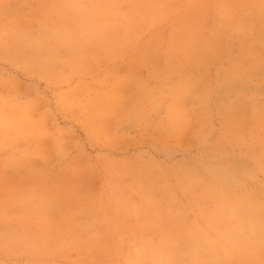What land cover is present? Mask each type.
<instances>
[{
	"label": "rangeland",
	"instance_id": "1",
	"mask_svg": "<svg viewBox=\"0 0 264 264\" xmlns=\"http://www.w3.org/2000/svg\"><path fill=\"white\" fill-rule=\"evenodd\" d=\"M173 4L0 0V121L26 110L33 128L0 149V264H126L134 252L141 262L163 241L185 252L191 227L212 233L204 219L211 199L184 186L188 173L203 168L217 173L220 188L226 181L219 172H229L234 192L264 204V0ZM145 5L155 8L141 10ZM231 7L243 24L235 31L221 23ZM45 19L61 31L47 48ZM188 34L190 42L175 38ZM24 149L31 152L26 163L18 156ZM11 150L19 164L6 159ZM132 172L163 192L159 215L124 220L114 211L117 193L133 185ZM62 188L111 222L94 224L82 212L75 225L51 226L65 236L99 231L97 245L63 238L44 250L42 241H4L53 233L49 217L28 209L27 200L34 202L37 190L59 196ZM127 192L142 210L155 208L148 191ZM174 211L183 220L165 229ZM250 253L231 264H251L244 259Z\"/></svg>",
	"mask_w": 264,
	"mask_h": 264
},
{
	"label": "bare ground",
	"instance_id": "2",
	"mask_svg": "<svg viewBox=\"0 0 264 264\" xmlns=\"http://www.w3.org/2000/svg\"><path fill=\"white\" fill-rule=\"evenodd\" d=\"M164 1L170 3L172 0ZM164 1L162 0V2ZM173 1V5L189 2V0ZM160 4L162 3L160 2ZM160 4L157 6H160ZM145 8L155 7L145 5V7H141V10ZM234 9L235 8L233 7L226 8L223 10V16L221 17L222 27H225L230 31L238 30L243 26ZM260 9L264 12V5L260 6ZM154 12L155 11H152L151 13ZM156 13L161 14L162 12ZM46 20L47 19L43 20L46 22L45 24H47ZM9 23L12 24V26L18 27V23L16 21H9ZM47 25H44L45 27H48V32L46 34V40L43 42V48L49 47L51 38L58 37L61 32L57 26H52V24ZM101 26L103 25L97 23L95 28H101ZM88 33H91L90 30ZM175 38L182 43L190 42L193 36L192 34H188V36L177 35ZM32 47L33 46H31V50ZM247 53L253 55V57H256L257 59H260V57L257 56L253 50H247ZM179 101V99H175L174 101V103L177 102V104L172 108V110L175 111L174 113L178 112L177 108L179 107L177 105L179 104ZM27 117L28 112L26 110H21L19 116L7 115L5 119L0 121V149L10 146L11 143L15 141L13 140L14 137L19 136L21 133H26V137L30 136L33 128ZM26 120L28 121L26 122ZM26 125L30 126L29 131L25 128ZM29 155H31V152L24 149L21 151V155L18 156L23 157L22 159H25L23 162L26 163L29 160ZM6 159L10 162L19 164V159L21 158H17L16 151L11 150V154L8 155ZM219 173L226 181L223 188H220L215 184L214 175H217V173L209 170L208 168H203L200 175L188 173L186 175L187 179H185V183H191L184 184L185 188L189 191L193 190L194 186H197L201 194L211 199V211L204 215V219L209 224L212 233H206L203 229L191 227L189 237L187 238L189 239L187 243V247H189V249L187 251L183 252L180 248L175 247L172 244L167 245V242L163 241V249L161 251L151 250L150 252H147L145 254V258L141 262L137 261L135 252L131 253V255L127 257L126 264H231L232 260L243 259V253L246 250L251 251V253L244 258L245 260L251 264H264V258L260 255L264 251V204L260 202L256 203L251 197L234 192L233 189L237 185V182L230 176L229 172L221 171ZM137 176L136 172H132L133 185L123 187L122 190L117 193V198L114 204L112 203L114 205V211H116L117 215L122 217L124 220L133 217H139L142 219L143 217L151 218L156 216V214L159 215L160 212V199L162 198L161 193L163 192H160V190L153 187V180L145 182L149 185L148 188L143 187L145 183H140ZM128 189L129 191H138L142 197L146 196V192L148 191L154 198L153 204L155 208L142 210L140 208L141 203L136 201L132 196H129V193L127 192ZM70 190L72 189L62 188L60 190H56L59 196H50L43 193L44 197L40 196L39 193H41V191L37 190L35 201L33 202L31 198L27 200L26 207L28 209H35L39 215L45 214L49 217L46 227L48 230H53V233L49 234L45 232L39 239H32L30 234H26V236L21 237L14 235L12 238H6L4 241L9 243L11 241L19 240L20 238L28 239L33 242L42 241L46 244L44 250L47 249L48 241L51 243H58L63 238L70 240L75 243V245L82 241L86 242L85 244L91 243L92 245H97L99 231L89 232L88 227V231H86L85 227L87 223L84 226V230L86 232L85 236L80 234L76 237L71 234L66 236L61 235L59 232L61 229L54 230L51 226L52 223L57 221H67L69 224L75 225L77 220L79 221L80 218L78 216L81 215L82 212L89 214L92 217V222L94 224H99L100 222H105L107 224L111 222L107 220L105 215L102 214L100 210L99 212L93 211V208H96V206H93V202L89 201L86 204L77 202V195L70 192ZM115 190L116 189L114 188L112 189V191ZM231 217H235L236 220L233 225L226 223V219ZM166 219V222L163 224L165 229H170L169 225L171 223L183 220L180 216H178V212L176 211L166 216ZM223 222L225 223L224 225L222 224ZM104 230L107 229L104 228ZM211 234L215 235L211 237ZM165 236L169 239L172 237L169 233H166ZM2 237V234H0V238ZM222 240H225L231 245L229 250L226 251L221 248ZM235 246H237V249ZM47 251L48 250L42 252ZM101 251L102 250H100V252ZM97 253H99V250ZM36 254H40V252H37Z\"/></svg>",
	"mask_w": 264,
	"mask_h": 264
}]
</instances>
